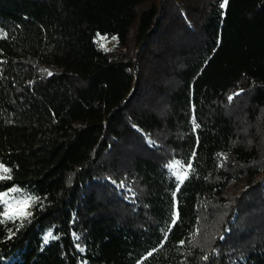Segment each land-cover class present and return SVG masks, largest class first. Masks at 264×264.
<instances>
[{
	"label": "trees",
	"instance_id": "16d2710c",
	"mask_svg": "<svg viewBox=\"0 0 264 264\" xmlns=\"http://www.w3.org/2000/svg\"><path fill=\"white\" fill-rule=\"evenodd\" d=\"M147 1L0 0V163L12 169L0 193L38 197L30 216L0 225V264H264V223H230L234 209L264 221L259 195L225 200L259 157L255 141L240 139L227 95L242 89L251 119L264 107V0L206 1L198 41L177 51L163 116L132 106L154 62L94 41L116 34L123 46L134 26L143 58L163 55L157 42L181 34L159 30L164 6ZM130 121L175 133L172 157L191 165L183 183ZM123 174L136 203L103 180ZM204 222L217 229L201 247ZM49 232L56 238L45 243Z\"/></svg>",
	"mask_w": 264,
	"mask_h": 264
},
{
	"label": "rangeland",
	"instance_id": "374dc122",
	"mask_svg": "<svg viewBox=\"0 0 264 264\" xmlns=\"http://www.w3.org/2000/svg\"><path fill=\"white\" fill-rule=\"evenodd\" d=\"M206 1L207 0H148L146 3L142 4V7H144L145 5L154 2L164 6V10L160 11L162 15L159 16V19L162 20V26L159 28V30L165 29L164 34L168 35L171 30L175 29L181 34L179 38H173L172 41L171 39L167 41V37H164V39H162L163 41L157 42V50L162 48L163 51V55L160 57H151V59H148V57L143 58V55H141L143 51L138 49L135 43L134 26L129 31L128 40L123 46H117L118 37L116 34L104 35L100 33L101 36L107 37V40L103 41L105 47L108 49L107 52L114 51L118 53L119 56L133 57L131 59L134 60V62H154L155 70H152V67H144L143 64H139V66L144 67V72H142V77L136 79L137 91L134 95V101L132 103L133 110H140V112H143V110H149L155 112L158 116L165 115L168 101L167 94L173 90V88L178 83V79L175 76V71L180 67V57L178 56L177 51L180 50L179 47L185 44H191L192 42L198 41L196 39L200 35L198 31L200 20L202 18L203 7L205 6ZM112 37H116V39L113 40ZM94 41L100 49L104 50L99 46L97 34L94 37ZM47 72H49V70H47ZM147 73L152 74L153 76H146ZM154 76L157 77L156 80L152 79ZM242 92V89L231 91L227 95V100L228 102L231 100L234 102L231 112L236 116L238 128H240V131L238 132L240 139H246V141H255L258 146L257 153H259V157L257 160L252 161L250 165H246V171L243 173L244 180L240 182L241 186L235 184L232 185V188L228 190L227 195L225 196V200H227V206L232 203L236 204L237 196L239 195L238 193L250 190L254 195H259L258 197H260L261 204L264 208V171H260L264 164V107L259 110L255 118L251 119L248 112H246L247 101L245 98L241 97ZM229 97H232V99H229ZM228 102L227 104H229ZM130 122V125L133 127V129L143 137V144L145 145L143 146L145 149H157V152L161 153L162 155L167 154V156H171L170 160L166 161V164L168 165L170 163L180 162L177 165V170L180 172L188 170L186 164H184L178 158L172 157L174 156L173 150H169L170 136L175 133L166 129L165 131L163 130L164 132L146 131L139 127L134 121ZM119 143H117L116 146H119ZM135 150L142 153L143 149L141 143ZM249 167H251V171H248ZM103 180H106L117 190L118 193L122 194L124 201L128 203H136L137 192L130 183L127 184L125 182V174H123V179L120 181H115L113 178H111V176H103ZM251 180H253V182L250 185L249 182ZM26 196L30 197L29 195H22L15 196L13 198L23 199ZM32 203L33 201L31 204ZM30 206L26 209L27 212L30 210ZM221 208L224 209L223 207ZM223 213L224 212L221 214ZM210 218L211 215H209V219ZM213 218H215V214L213 215ZM248 220H254L250 224L255 223L257 225H262L264 223V221L260 219H255L254 214L250 215V218L240 217L237 215L236 209L233 210L230 223L235 222L232 227H243V225H245ZM208 225L209 222H204L201 225V232L199 236L195 238L196 242L201 247H206L208 243L211 242V239L215 237L214 232L217 229L216 223L213 224V228L210 230V232H208L207 229L209 227ZM235 233L236 229L234 231V234ZM235 259L236 258L234 257L232 261Z\"/></svg>",
	"mask_w": 264,
	"mask_h": 264
},
{
	"label": "snow or ice",
	"instance_id": "6c2138e0",
	"mask_svg": "<svg viewBox=\"0 0 264 264\" xmlns=\"http://www.w3.org/2000/svg\"><path fill=\"white\" fill-rule=\"evenodd\" d=\"M228 0H224L221 7H225L227 5ZM113 40L116 39V37H112ZM97 40L99 42V46L103 48L105 51L108 49L105 47V44L103 41L107 40L106 36H101L100 33H97ZM51 75V73H49ZM229 99H232V97H229ZM180 162H174L166 165V167L170 170V172L176 177L177 181L179 183H183L185 179H187V171L180 172L177 170V165ZM190 169L191 165L188 164L186 166ZM11 171L12 169L4 165L3 163H0V180H10L11 177ZM20 189L13 187L8 190V192H2L0 193V205H3L2 208H0V225H6L8 222H15L18 219L23 220L27 216H30L31 213L27 212L26 209L30 206L31 202L35 199H38V197H24L23 199H16L13 197H10L11 192H19ZM11 233V230H9ZM75 235V234H73ZM52 238L55 239L56 237L52 236V233L49 232L45 237L44 241L45 243L48 242V239ZM76 239H79V237H76ZM183 243V242H181Z\"/></svg>",
	"mask_w": 264,
	"mask_h": 264
},
{
	"label": "built area",
	"instance_id": "2783aa9c",
	"mask_svg": "<svg viewBox=\"0 0 264 264\" xmlns=\"http://www.w3.org/2000/svg\"><path fill=\"white\" fill-rule=\"evenodd\" d=\"M13 196H14V193H13V192H11V193H10V197H13Z\"/></svg>",
	"mask_w": 264,
	"mask_h": 264
}]
</instances>
